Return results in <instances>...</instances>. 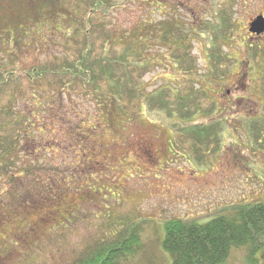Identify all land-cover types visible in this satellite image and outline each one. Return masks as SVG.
<instances>
[{"label":"rangeland","instance_id":"rangeland-1","mask_svg":"<svg viewBox=\"0 0 264 264\" xmlns=\"http://www.w3.org/2000/svg\"><path fill=\"white\" fill-rule=\"evenodd\" d=\"M92 3L0 0V142L8 148L18 139L6 157L15 166L2 170L0 160V264H74L128 228L141 242L122 264H170L160 243L165 221L205 223L264 202V33L248 31L264 17V0H104L99 10ZM219 12L229 24L225 40L205 26L221 22ZM160 20L178 23L190 59L181 62L180 49L166 53L153 30L145 69H111L114 78L131 74L143 96L168 86L193 90L197 106H189L199 113L180 123L182 133L156 111L119 118L95 65L116 61L143 21ZM82 55L87 86L85 73L71 82L29 79L32 71L63 73ZM98 84L109 95L104 102L95 98ZM208 124L215 133L204 142L184 132ZM62 178L79 191L59 188ZM223 264H264V249H233Z\"/></svg>","mask_w":264,"mask_h":264},{"label":"trees","instance_id":"trees-1","mask_svg":"<svg viewBox=\"0 0 264 264\" xmlns=\"http://www.w3.org/2000/svg\"><path fill=\"white\" fill-rule=\"evenodd\" d=\"M91 1L93 2L92 6L97 8L96 10L102 9L104 0ZM57 7L58 6L53 8L57 9ZM77 9L80 8L77 7ZM93 10L94 9H92V11ZM84 13L87 14L85 9H83V14L79 13L78 16L81 14L79 16L81 17ZM218 14L221 22L215 21L212 25L211 22L206 21V30H210L217 40H225L221 28H227L229 24L228 21L223 18L221 12ZM217 15L214 17L215 20L218 19ZM75 21L76 20L73 19V22ZM83 22L87 24L84 19ZM156 27H152L151 22L148 23L147 21H143L140 25V31L134 33L132 38L129 39L130 41L126 44L121 56L118 57L116 61L109 60L106 66H103L97 61L95 65L99 66V71L101 72L100 76L102 77L100 78L104 79L109 86L110 91H107V93L109 95L111 94V96H115V99L112 98L111 102L113 110L117 112L119 118H123L124 115L127 116L129 114L128 112L133 114L131 118L133 116L141 118L139 116L144 112L156 111V113L164 115L166 119L172 120L175 132L182 133L183 128L179 126L180 123L191 120V118L199 113L198 107V109L190 107L193 105L195 107L197 106L191 102L193 101L192 98H194L193 90H190L191 92L187 90L189 93L185 92V94H183L176 88L168 86L165 88L162 87L160 90L150 95L143 96L141 87L136 85L132 80L131 74L127 75L126 71L125 75L122 74L118 76L117 74L116 79L113 77L114 73L111 69L113 63L126 69L129 66L133 68H144L148 66V60L145 59V55L143 56L142 54L149 46L148 41L154 39L151 33L153 30H155L154 42L158 41V37H160V40L166 44V53L173 55L174 52L180 49L182 52V54H178L180 61H188L190 59V54L185 50L186 39L183 38L182 31H179L178 23L174 22L168 24L166 20H160ZM74 34L75 32L73 35ZM126 39L127 38H122L123 42L126 43ZM212 46L214 52H217L215 51L217 47H215L214 44ZM168 49L173 51H168ZM160 56L164 58L165 54L162 53ZM216 57L219 58L218 56ZM86 59L87 58L82 55L81 60L73 62L71 68L66 67L63 73L32 71L29 75V79L32 81L42 80L47 74H50L60 79L61 77H69L71 82L76 79L81 80V75L85 73L87 77L82 78V80L84 86H87V84H89L88 82L92 81V74L83 70V64L86 62ZM69 69H72V71ZM186 75H191V73L187 72ZM1 86L3 85H0V87ZM99 88V84L96 85L95 89L99 93V96L95 95V98L100 100L102 97V101L104 102V99L108 98L109 95H102ZM32 99L35 100V97ZM173 100L175 103H172ZM189 104L191 105L189 106ZM130 105H134L131 111L128 109ZM5 108L7 109V107L1 108V111L4 113L7 111ZM31 116H34V114L31 113ZM127 117L129 118V116ZM17 121L20 122L23 121V119L18 118ZM29 121L28 118L25 119V124H27V126ZM210 124L213 125L214 123ZM210 124L184 129V132L190 134L192 138L195 137L201 139V142H204V138L210 139L215 133L214 126H210ZM28 127L33 128V124L31 123ZM212 129L214 132H210ZM28 135L29 134L26 133L25 137L27 138ZM14 142L16 144L18 139L17 141L12 139L8 148H5L4 142H0V148H2L0 151V160H3L2 170L10 166H15L12 158L9 161L6 159L15 149ZM30 171L31 170L27 169V173ZM72 175L74 176V174ZM69 179H60L57 182V186L59 188L64 187L66 190L74 189L79 191L78 187L75 189L69 184ZM62 183L64 184L63 186ZM78 184H80V181L77 182V186ZM85 185L90 186L87 184ZM88 190L97 191V187L90 186ZM98 191L100 190L98 189ZM229 213V215H221L205 223L177 218L165 221L163 224L164 236L160 243L162 249L170 257V264H223L233 249L246 247L251 253L264 249V202L236 205L231 208ZM140 242V234L137 230L128 228L123 234H119L118 237L116 233L110 238L97 242L89 247L82 255V258L78 259L74 264H122L128 257L136 253L140 248Z\"/></svg>","mask_w":264,"mask_h":264},{"label":"water","instance_id":"water-1","mask_svg":"<svg viewBox=\"0 0 264 264\" xmlns=\"http://www.w3.org/2000/svg\"><path fill=\"white\" fill-rule=\"evenodd\" d=\"M249 32L251 34H255L257 36L264 33V18L262 16H258L251 24L249 28Z\"/></svg>","mask_w":264,"mask_h":264}]
</instances>
